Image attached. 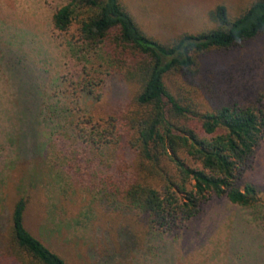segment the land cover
<instances>
[{"label": "rangeland", "instance_id": "374dc122", "mask_svg": "<svg viewBox=\"0 0 264 264\" xmlns=\"http://www.w3.org/2000/svg\"><path fill=\"white\" fill-rule=\"evenodd\" d=\"M251 1L121 0L144 32L161 41L214 27L210 12L217 5H225L236 16ZM66 2L0 0V19L15 29L18 45L29 57L30 78L40 76L39 82L48 91L47 103L66 109L69 119L59 125L62 132L71 131L73 116L94 132L97 122L125 112L135 86L106 74V83L96 87L99 98L73 95L86 74L85 66L106 71L99 66L104 61L98 55L89 62L85 53L81 60L72 56L66 37L52 30V14ZM196 70L193 77L179 81L196 94L204 108L263 106L264 33L232 50L208 53ZM34 110L35 104L29 102L11 98L0 102V134L5 144V150H0V215L10 217L19 198L28 196L26 228L69 264H107L103 261L106 253L113 256V264H264V229L248 224L250 210L232 205L227 198H211L203 212L181 230L148 237L143 217L114 203V192L131 176L135 156L126 139L97 147L71 134L64 138L56 134L46 144L40 135L42 128L31 116ZM90 116L93 122L87 124ZM239 182L242 189L245 183L253 184L264 199V138ZM235 220L240 232L231 237ZM107 232L112 242L105 237ZM230 240L241 248V260L235 256L233 261ZM127 242L129 246L119 249ZM3 248L0 264H16Z\"/></svg>", "mask_w": 264, "mask_h": 264}, {"label": "trees", "instance_id": "16d2710c", "mask_svg": "<svg viewBox=\"0 0 264 264\" xmlns=\"http://www.w3.org/2000/svg\"><path fill=\"white\" fill-rule=\"evenodd\" d=\"M210 17L215 23L212 28L161 41L144 32L121 0H67L58 7L51 16L52 30L66 37L72 56L80 59L85 53L89 62L98 55L104 61L99 66L106 71L85 66L86 74L73 95L99 98L96 87L106 83V74L135 86L130 106L120 117L110 115L94 124L91 132L83 126L85 121L73 116L72 129L65 133L60 128L69 119L66 109L47 103L48 91L39 82L40 76L30 78L29 57L19 47L15 29L0 19V102L11 98L35 104L31 116L42 128L46 144L56 134L63 138L71 134L97 147L125 138L135 156L131 176L114 192V203L141 215L148 237L181 230L203 212L211 198H227L232 205L250 210L248 224L264 229L260 191L250 183L242 189L239 182L264 138V105L210 110L179 81L193 77L208 53L232 50L264 33V0H252L236 16L220 4ZM86 120L91 124L93 116ZM0 139L3 151L2 134ZM28 204L29 197L22 195L10 217L0 215L5 255L16 264H69L26 228ZM239 225L233 221L231 237L240 232ZM105 237L112 242L109 232ZM126 244L121 243L119 249ZM229 246L233 261L235 256L241 260V248L232 240ZM103 261L113 264V256L106 253Z\"/></svg>", "mask_w": 264, "mask_h": 264}]
</instances>
